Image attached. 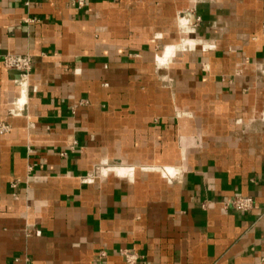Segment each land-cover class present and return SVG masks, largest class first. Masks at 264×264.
<instances>
[{"label": "crops", "instance_id": "crops-1", "mask_svg": "<svg viewBox=\"0 0 264 264\" xmlns=\"http://www.w3.org/2000/svg\"><path fill=\"white\" fill-rule=\"evenodd\" d=\"M83 1L0 0V264H264V0Z\"/></svg>", "mask_w": 264, "mask_h": 264}, {"label": "built area", "instance_id": "built-area-1", "mask_svg": "<svg viewBox=\"0 0 264 264\" xmlns=\"http://www.w3.org/2000/svg\"><path fill=\"white\" fill-rule=\"evenodd\" d=\"M79 5H83V0H78ZM3 65L6 69L18 71L21 78L25 81L28 80L32 71V58L24 55H5L2 58ZM10 126L0 122V135L9 132ZM255 202L252 197L236 196L224 202L225 209H233L237 212H249L254 208ZM126 259L129 264H134L136 261L135 256L126 254ZM16 261H19L17 259Z\"/></svg>", "mask_w": 264, "mask_h": 264}]
</instances>
